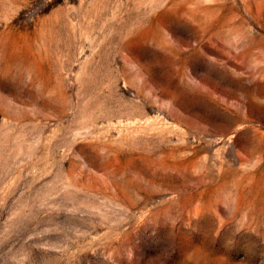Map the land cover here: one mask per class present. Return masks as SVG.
Instances as JSON below:
<instances>
[{
  "label": "rangeland",
  "instance_id": "374dc122",
  "mask_svg": "<svg viewBox=\"0 0 264 264\" xmlns=\"http://www.w3.org/2000/svg\"><path fill=\"white\" fill-rule=\"evenodd\" d=\"M0 264H264V0H0Z\"/></svg>",
  "mask_w": 264,
  "mask_h": 264
}]
</instances>
